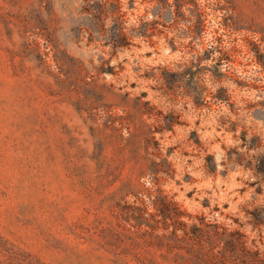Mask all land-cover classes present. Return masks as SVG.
<instances>
[{
	"label": "rangeland",
	"instance_id": "1",
	"mask_svg": "<svg viewBox=\"0 0 264 264\" xmlns=\"http://www.w3.org/2000/svg\"><path fill=\"white\" fill-rule=\"evenodd\" d=\"M167 1L0 0V264H264V0Z\"/></svg>",
	"mask_w": 264,
	"mask_h": 264
},
{
	"label": "trees",
	"instance_id": "2",
	"mask_svg": "<svg viewBox=\"0 0 264 264\" xmlns=\"http://www.w3.org/2000/svg\"><path fill=\"white\" fill-rule=\"evenodd\" d=\"M86 3L87 13L89 16L90 26L96 31L99 26L104 29L105 22L111 19L115 20L114 33H109V38L116 46L135 45L134 38L147 40L155 35L157 24L160 23L157 19L148 20V15H141L137 24L129 26V17L124 8L123 0H83ZM160 4L155 10V16L166 18L167 15L173 14L172 4L167 0H159ZM165 3V5H163ZM182 9V7H181ZM201 9V8H200ZM201 15L202 11L200 10ZM204 13V11H203ZM103 31V30H101ZM151 40V39H150ZM171 212V211H170ZM185 216H190L185 215ZM191 218V216H190ZM196 225V223H193Z\"/></svg>",
	"mask_w": 264,
	"mask_h": 264
}]
</instances>
